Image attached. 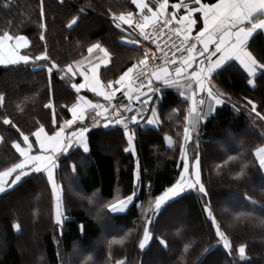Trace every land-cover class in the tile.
<instances>
[{
    "label": "trees",
    "instance_id": "16d2710c",
    "mask_svg": "<svg viewBox=\"0 0 264 264\" xmlns=\"http://www.w3.org/2000/svg\"><path fill=\"white\" fill-rule=\"evenodd\" d=\"M148 3L155 6L156 0ZM39 9V0H0V34L8 31L26 35L31 42L22 49L26 55L37 56L46 46L51 60L63 68L86 57L88 47L100 42L112 55L110 63L99 72L105 84L116 80L143 56V49L121 40V32L111 22L109 10L117 14L137 12L131 0H44L43 20ZM74 16H79L77 24L68 27ZM42 22L46 29H41ZM250 50L258 58L264 57L263 32L254 34ZM45 63L50 66V61L0 65V93L5 96L0 105V171L18 162L20 156L13 142L21 140V132L34 141L32 133L40 124L49 134L54 130L53 109L44 107L49 100L58 120L70 118L65 105L70 107L77 100L78 93L71 84L80 78L69 74L62 79L55 70L50 78L46 68L37 66ZM247 79L236 62L214 76V84L230 95L231 103L217 106L212 117L201 121L198 146L195 135L187 145L191 162L195 163L199 153L201 179L208 196L192 190L168 204L149 225L152 240L144 250L138 246L144 213L136 205L143 203L147 208L149 200L174 183L182 169L180 144L188 102L176 87L162 93L159 126L137 130L135 155L124 150V130L115 125L90 128L89 153L74 149L71 155L60 157L55 179L63 186L65 215L70 218L62 234L53 218L54 199L44 173L31 174L0 193V264H115L117 260H125L126 264H264V176L255 156L256 149L264 146V120L254 113L249 115L250 109L243 107V98L248 97L264 114V74H257L255 87L248 85ZM232 104L240 111H235ZM5 117L11 125L3 123ZM166 136L173 139L171 147ZM229 156L235 159L229 160ZM137 161L141 188L137 189L135 202L125 213H109L105 208L108 201L133 192ZM72 163L78 166L75 177ZM245 165V177L237 179L235 174ZM245 193L259 204L253 206L245 200ZM206 200H210L222 230L232 242L231 254L217 243L215 229L203 210ZM20 201H25V208L16 207ZM238 213L251 216L237 218ZM16 223L21 226L19 230L14 228ZM81 224L85 226L83 235ZM108 224L113 230H106ZM126 233L125 243L112 245L109 255L107 242ZM30 239L36 240L32 244ZM160 239L167 242V248L159 243ZM242 243L246 245L243 259L237 251ZM185 244L191 245L187 252Z\"/></svg>",
    "mask_w": 264,
    "mask_h": 264
},
{
    "label": "snow or ice",
    "instance_id": "6c2138e0",
    "mask_svg": "<svg viewBox=\"0 0 264 264\" xmlns=\"http://www.w3.org/2000/svg\"><path fill=\"white\" fill-rule=\"evenodd\" d=\"M39 15L41 20L45 17L44 0H39ZM131 4L138 9L137 13L128 12H111V22L116 29L127 32V25L133 30L139 31V36L145 41L156 43L153 34L146 31L150 25H155L157 21L163 18V24L169 27L171 32L182 36L181 47L178 52L187 53V55L176 56L173 54L169 58L167 53L157 56L152 53L150 48L143 49V56L136 63L128 67L115 81L108 80L107 84L100 79L101 66H107L110 53L100 42L92 43L88 47L91 54L94 50L102 52L103 56L99 63L84 65L81 61H74L72 64L65 65L63 68L55 60H51L47 48L41 51L37 56L22 55L19 49L27 48L31 43L25 35H12L8 31L0 34V65L18 64L23 62L50 61L43 65L37 64L38 67H44L49 73L53 71L61 73V78L71 74V77L82 76L83 81L72 83L71 87L76 93L81 89H89L97 96L103 97L105 104L89 100L87 96H77V101L70 107L65 105L67 111L71 113L70 119H57V113L53 107L52 101L45 104V108H52L51 126L54 128L49 134L45 130V125L40 124L32 135L39 148L33 152V143L29 136L23 132L22 143L13 142V147L19 153V160L12 163L10 167L0 171V193H5L18 185L26 177L34 173H45L47 181L52 186L54 197V220L63 231V226L67 219L65 215V198L63 186L58 184L55 179L56 169L60 166L59 159L64 155H71L72 150H82V153L90 152L89 132L91 127L107 129L113 125H121L124 135L127 137L128 148L126 152L135 154L134 140L136 138V127H147L149 125L158 127L160 124L158 106L163 99L162 93L165 89L177 87L183 89L180 95L185 100H190L191 105L184 117L183 142L180 144V154L183 161V168L179 177L169 187H166L160 194L151 198L148 207L145 208L143 203L136 205L144 213L142 217L143 235L139 239V248L144 250L152 240V232L149 225H152L161 211L170 203L182 198V196L192 190L197 191L202 197H207V189L201 179L200 157L197 152L194 160L195 164L190 166L187 145L193 141V136L197 137L195 143L199 144L198 135L201 121H206L212 117L217 106H223L226 102L231 103V97L228 93L219 90L214 84V76L226 69V67L236 62L247 74L248 85L255 87V78L257 74H264V57L258 58L250 50V40L257 31L264 32V0H215L214 3H202L201 0H190L185 3L184 0L169 5V0H156L155 6H151L146 0H131ZM198 5V6H197ZM169 7L172 12L169 13ZM178 10H183V15H179ZM81 12L84 9L80 10ZM194 14L202 18V27L198 25L197 18ZM79 16H74L68 27L77 24ZM41 29H46V23L40 24ZM198 28L195 36H192L193 29ZM40 39H45L44 32L41 31ZM125 39V37H122ZM8 42L7 44L5 42ZM14 41L15 43H12ZM139 46L141 40L130 41ZM197 45H200L198 48ZM163 52V49H160ZM151 54V55H150ZM161 61L160 64L151 63ZM75 65V68H74ZM140 69L136 77L131 74L134 70ZM51 83V79L49 80ZM122 93L127 103L113 104L116 93ZM201 96L197 100V96ZM246 103L245 109H250L249 115L255 114L256 117L264 120V114L257 111V104L248 97L243 98ZM5 96L0 93V105H3ZM237 112L240 108L236 104L231 105ZM150 113V114H149ZM91 114V115H90ZM5 125H11L12 121L5 117ZM3 137H0L2 140ZM169 147L173 145L172 137H165ZM261 175L264 176V147L255 151ZM229 160L235 157L229 156ZM73 177L78 175V166L76 163L70 165ZM139 161H137L136 179L134 181L133 192L124 197H114L105 204V208L111 214H122L129 209L130 205L135 202L137 189L141 188L139 175ZM246 165L235 174L237 179L244 178ZM149 188L151 185L149 183ZM245 200L253 206L259 204L253 200L247 193L244 194ZM203 210L211 221L215 229L217 243L222 244L223 248L232 253L233 245L227 233L222 230L220 222L211 207L210 200L203 204ZM251 216V213H238L237 218ZM264 223V220L261 221ZM20 224H14V228L19 230ZM81 234L85 233V226H79ZM131 231V230H129ZM129 233L124 236H113L108 241L109 255L111 247L114 244L123 245L128 238ZM159 243L167 248V242L160 239ZM190 244L184 245V252L190 248ZM206 252L209 250H205ZM238 254L241 259L246 257V245L240 244ZM115 264H126L125 260H117Z\"/></svg>",
    "mask_w": 264,
    "mask_h": 264
},
{
    "label": "crops",
    "instance_id": "0c3cea01",
    "mask_svg": "<svg viewBox=\"0 0 264 264\" xmlns=\"http://www.w3.org/2000/svg\"><path fill=\"white\" fill-rule=\"evenodd\" d=\"M146 2L148 3L149 0H146ZM180 2V0H176V1H169V5H172V4H175V3H178ZM185 3H190V0H184ZM202 2V1H201ZM203 3V2H202ZM198 6V5H197ZM154 7V6H153ZM137 12H138V9H137ZM136 12V13H137ZM168 12L171 13L172 12V8L169 7L168 9ZM179 12V15H183V10H178ZM194 18H197L198 20V25L202 27V18H200L198 15H195L194 14ZM163 19V18H161ZM125 28H128V31L127 32H123L122 30L118 29L120 32H121V35L122 37H125V39H121L124 43L128 44V45H133V46H137V45H134L132 43H129L130 41H135L137 39H140L141 40V44L137 47L141 48V49H144V48H150L151 49V46H152V43L151 41H145L143 40L142 37L139 36V31L138 29L137 30H133L132 28H129L127 25L124 26ZM198 30V28H195L193 29V32H192V36H195V33L196 31ZM259 31V30H258ZM264 33V32H263ZM197 47L199 48L200 45H197ZM24 49V48H23ZM22 51V50H21ZM95 54H101V56H103V53L102 52H98L96 50L93 51V53H89L86 55V57H84L83 59L79 60L81 61L82 64H84L86 61H88V59H90V57L92 55H95ZM111 58H112V55L110 54L109 56V61H111ZM110 63V62H109ZM108 63V64H109ZM103 66V65H102ZM101 66V67H102ZM127 70V69H126ZM125 70V71H126ZM71 75V74H70ZM76 78V77H75ZM78 78H83L82 76H78ZM119 78V77H118ZM117 78V79H118ZM115 81V80H114ZM107 84V83H106ZM177 88V87H176ZM183 89H180V88H177V91L180 93V91H182ZM79 96H87L89 100H92L94 103L96 102H103V104L106 103V101L104 100L103 97H100V96H97L95 93H92L89 89H81L80 93H78ZM182 97V96H181ZM183 99H185L184 97H182ZM201 98V96H197V100H199ZM77 101V100H76ZM75 101V102H76ZM188 102V106L191 105V101L190 100H186ZM128 101L126 100L125 97H123L122 93L118 92L116 93V97L113 99L112 103L113 104H118V103H127ZM70 117H71V114H70ZM70 119V118H69ZM35 139V137H34Z\"/></svg>",
    "mask_w": 264,
    "mask_h": 264
},
{
    "label": "built area",
    "instance_id": "2783aa9c",
    "mask_svg": "<svg viewBox=\"0 0 264 264\" xmlns=\"http://www.w3.org/2000/svg\"><path fill=\"white\" fill-rule=\"evenodd\" d=\"M163 19L157 21L155 25H150L149 28L146 29L150 34H153L156 38V43L151 46L152 53H155L157 56H161L164 53H167L169 58L173 57V54L175 53L176 56H179L181 54L187 55V53H181L178 52L177 49L181 47L182 42V36L177 35L174 32H171L169 30V27H166L163 24ZM160 49H163V52L160 51ZM151 55V54H150ZM151 63L160 64L161 61L157 60L155 62L150 60ZM140 69H136L131 74L133 77H136V73Z\"/></svg>",
    "mask_w": 264,
    "mask_h": 264
},
{
    "label": "rangeland",
    "instance_id": "374dc122",
    "mask_svg": "<svg viewBox=\"0 0 264 264\" xmlns=\"http://www.w3.org/2000/svg\"><path fill=\"white\" fill-rule=\"evenodd\" d=\"M18 35H20V34H18ZM22 35H24V34H22ZM26 36V35H25ZM6 44L8 43L7 41L5 42ZM12 43H15L14 41H12ZM23 49V48H22ZM22 49H19V52L22 54V55H26V54H24V53H22ZM102 56H101V54H95V55H92L91 57H90V59H88V61H86L85 63H84V65H90L91 63H99L100 62V58H101ZM74 68H75V65H74ZM76 77H78V76H76ZM83 81V78H81V79H79V81L77 82V83H80V82H82ZM99 103H102L103 104V102H101V101H99ZM190 106H186V108H185V110H186V115H187V110H188V108H189ZM71 114V113H70ZM150 114V113H149ZM71 118V117H70ZM256 123V125L258 126V124H257V122H255ZM113 126H115V125H113ZM121 126V125H120ZM122 127V126H121ZM143 126H141V127H136L135 128V132H137V130L139 129V128H142ZM123 128V127H122ZM126 137V136H125ZM29 139H30V141L33 143V152H35L38 148H39V145L35 142V140L33 141L30 137H29ZM22 141H23V137L21 138V140H17V141H15V142H21V146H23V147H26V145H24L23 143H22ZM126 141H127V137H126ZM182 142H183V140H182ZM233 142L231 143V145L233 146ZM135 147V146H134ZM262 147H264V146H262ZM262 147H260V148H262ZM126 148H128V143H127V146H126ZM125 148V149H126ZM19 154V153H18ZM135 155V154H134ZM189 157V156H188ZM180 160L182 161V158H181V155H180ZM189 164H190V166H192V165H194L195 163H193V162H191V160L189 159ZM182 168H183V161H182ZM181 171H182V169H181ZM137 172V171H136ZM45 174V173H44ZM46 175V174H45ZM135 176H136V173H135ZM136 178V177H135ZM58 183V182H57ZM50 184V183H49ZM59 184V183H58ZM50 187H51V190H52V186H51V184H50ZM53 194V193H52ZM53 199H54V197H53ZM54 203H55V201H53V218H54ZM16 207L19 209V208H25V201H20L17 205H16ZM55 221V220H54ZM106 230H108V231H110V230H113V227H112V225L111 224H108V225H106ZM33 233V232H32ZM34 240H36V239H30V241L32 242V244L34 243Z\"/></svg>",
    "mask_w": 264,
    "mask_h": 264
}]
</instances>
